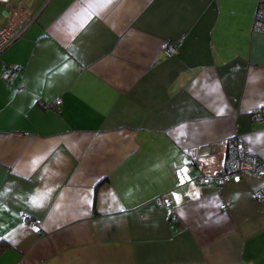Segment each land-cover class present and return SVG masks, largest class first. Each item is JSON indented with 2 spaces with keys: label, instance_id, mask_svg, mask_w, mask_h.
I'll use <instances>...</instances> for the list:
<instances>
[{
  "label": "crops",
  "instance_id": "0c3cea01",
  "mask_svg": "<svg viewBox=\"0 0 264 264\" xmlns=\"http://www.w3.org/2000/svg\"><path fill=\"white\" fill-rule=\"evenodd\" d=\"M256 3L10 0L0 264H264V173L197 179L235 135L264 161Z\"/></svg>",
  "mask_w": 264,
  "mask_h": 264
},
{
  "label": "built area",
  "instance_id": "2783aa9c",
  "mask_svg": "<svg viewBox=\"0 0 264 264\" xmlns=\"http://www.w3.org/2000/svg\"><path fill=\"white\" fill-rule=\"evenodd\" d=\"M12 8L11 18L0 26V47L5 46L13 40L22 30L23 25L27 21L26 11L22 6H10V0H0ZM253 27L257 30L264 31V0H257ZM168 55L176 52V47L168 44L165 48ZM19 66L17 64L2 63L0 66V77L4 80H10L17 72ZM264 114V106L253 108L251 115L255 118H261ZM199 167L198 180L205 184L213 182L216 185H222L226 181L237 178L244 173L261 175L264 173V161L255 153L250 151L244 139L235 135L227 139L225 142L224 155L220 162H197ZM254 196L261 200L264 197V188H258L254 192ZM169 211L172 210L168 205Z\"/></svg>",
  "mask_w": 264,
  "mask_h": 264
},
{
  "label": "trees",
  "instance_id": "16d2710c",
  "mask_svg": "<svg viewBox=\"0 0 264 264\" xmlns=\"http://www.w3.org/2000/svg\"><path fill=\"white\" fill-rule=\"evenodd\" d=\"M9 246V242L6 239L0 237V253L9 248Z\"/></svg>",
  "mask_w": 264,
  "mask_h": 264
},
{
  "label": "clouds",
  "instance_id": "9594fccd",
  "mask_svg": "<svg viewBox=\"0 0 264 264\" xmlns=\"http://www.w3.org/2000/svg\"><path fill=\"white\" fill-rule=\"evenodd\" d=\"M255 13V12H254ZM170 44H172V43H170ZM168 45V44H167ZM173 46H175L176 47V45L175 44H172ZM166 48V47H165ZM165 48H164V51H165ZM176 50H177V47H176ZM166 53V52H165ZM167 54V53H166ZM174 54V53H173ZM205 184H207V183H205ZM218 186H220V185H218Z\"/></svg>",
  "mask_w": 264,
  "mask_h": 264
},
{
  "label": "rangeland",
  "instance_id": "374dc122",
  "mask_svg": "<svg viewBox=\"0 0 264 264\" xmlns=\"http://www.w3.org/2000/svg\"><path fill=\"white\" fill-rule=\"evenodd\" d=\"M198 174H199V172H198ZM198 174H197V179H198ZM199 181V180H198ZM200 183V182H199ZM200 184H202V183H200ZM171 212V211H170Z\"/></svg>",
  "mask_w": 264,
  "mask_h": 264
},
{
  "label": "water",
  "instance_id": "95a60500",
  "mask_svg": "<svg viewBox=\"0 0 264 264\" xmlns=\"http://www.w3.org/2000/svg\"><path fill=\"white\" fill-rule=\"evenodd\" d=\"M19 35V34H18Z\"/></svg>",
  "mask_w": 264,
  "mask_h": 264
}]
</instances>
